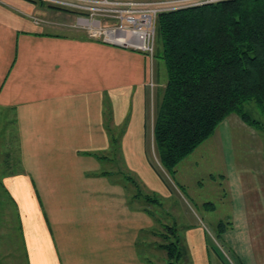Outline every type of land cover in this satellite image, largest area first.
I'll return each instance as SVG.
<instances>
[{
	"label": "crops",
	"instance_id": "obj_1",
	"mask_svg": "<svg viewBox=\"0 0 264 264\" xmlns=\"http://www.w3.org/2000/svg\"><path fill=\"white\" fill-rule=\"evenodd\" d=\"M76 18L45 4L0 0V119H8V162L20 166L2 182L17 205L29 264H169L160 245L177 237L162 236L164 223L179 233L177 264H264L261 181L244 182L250 169L241 170L225 146L245 124L232 114L215 133L228 179L219 197L226 211L213 220L220 208L207 207L215 204L208 196L193 202L159 161L154 122L165 63L90 39ZM112 137L120 138L116 148ZM125 169L152 197L186 211L182 235L175 218L170 223L150 206L134 205L139 199L101 175ZM155 203L162 213L171 209ZM198 207L209 212L206 220Z\"/></svg>",
	"mask_w": 264,
	"mask_h": 264
},
{
	"label": "trees",
	"instance_id": "obj_2",
	"mask_svg": "<svg viewBox=\"0 0 264 264\" xmlns=\"http://www.w3.org/2000/svg\"><path fill=\"white\" fill-rule=\"evenodd\" d=\"M156 45L153 58L165 63L167 85L155 117L154 143L168 175H175L179 164L232 114L263 129L244 107L253 102L264 112V0H222L163 12L157 20ZM111 142L116 148L120 138L112 137ZM96 156L100 160L109 157ZM14 171L10 174L18 172ZM101 175L119 176L136 185L123 171ZM1 187L7 191L3 182ZM205 205L214 207L213 203ZM168 230L177 238L160 248L167 252L169 264H177L181 259L177 230Z\"/></svg>",
	"mask_w": 264,
	"mask_h": 264
},
{
	"label": "rangeland",
	"instance_id": "obj_3",
	"mask_svg": "<svg viewBox=\"0 0 264 264\" xmlns=\"http://www.w3.org/2000/svg\"><path fill=\"white\" fill-rule=\"evenodd\" d=\"M155 60H158L161 63L160 59L155 58ZM163 63L162 65H164ZM160 105L157 111H159L161 107ZM244 110L254 119L258 120L262 124L261 127L263 129H256L255 127L248 125L237 114H234L239 117L240 121L244 123L246 127L244 126L240 131H236V129L232 130L231 140L230 142L225 141V146L230 144V151L232 152L233 160L236 164H241V170L250 169V172L247 173L248 176L243 174L244 182L259 179V182L261 181V194L264 195V112H262L253 102L246 104ZM239 132H243L242 136H238ZM225 136L228 138L227 135ZM217 139L218 138L214 134L209 140L200 145L188 158L179 164L176 168L175 175L170 176L165 171L167 175L176 182L180 190L187 193L191 198H194L195 201L193 202L199 203V201H205L206 196H208V199H211L215 203L214 205L220 208V211L211 215L213 220H216L219 215L226 211V206L220 204L221 201L219 200V197L223 196V191L225 189H220V182L225 181L226 183L228 179L227 171L221 161L222 158L218 148ZM213 145L216 146L214 150ZM9 147H11V145L8 143V119L5 117L0 119V264H29L17 206L7 191L1 187L2 181L7 172H10L11 170L13 171V169L18 171L20 168L17 160H15V164L14 160L11 163L8 162ZM150 152L152 155L151 158L156 164L153 154L154 152L152 150H150ZM12 154L16 158L19 157L18 152H13ZM227 154L228 152H225V156ZM253 163H255L253 168L248 167V165L253 166ZM127 171V169L123 170V172ZM130 177L133 176L131 175ZM164 177L168 181V186L175 191L176 188L173 186L172 181L165 174ZM133 178L136 181V185L124 181L122 178H119V176H114L111 180L117 182V184H121L126 189L128 198L137 195V199L139 200H136L134 205L144 208L150 206L147 208H151V211L154 214H157L159 218L164 216L165 220H169L170 223L171 220L173 221V218H175L182 235L184 228L182 227V224H187L189 222L186 221V211L180 210L175 212L171 200L163 199L156 195L152 197L151 193L147 192L148 190L146 189V186L143 185L136 176ZM200 195H202V198ZM145 196L149 198L151 197L152 199H158V203L160 202L161 206L163 203L165 205L168 204L169 207L171 206V209L168 210L167 207H164L167 213H162V207L160 208L155 202L149 203V201L145 199ZM195 197L197 199H195ZM129 201L131 202L132 200L129 199ZM173 202L178 204L177 199H174ZM193 206L195 208V205ZM194 210L196 211V209ZM194 210L192 209V212ZM197 210L206 220L209 212L203 210V207H198ZM161 222L164 223L163 221ZM168 227L169 225L165 223L162 226L166 234H168ZM168 235L170 236V234ZM181 250L182 249H180V251ZM163 253L164 255L166 254L165 252Z\"/></svg>",
	"mask_w": 264,
	"mask_h": 264
},
{
	"label": "built area",
	"instance_id": "obj_4",
	"mask_svg": "<svg viewBox=\"0 0 264 264\" xmlns=\"http://www.w3.org/2000/svg\"><path fill=\"white\" fill-rule=\"evenodd\" d=\"M59 10L75 11L76 24L88 37L151 58L161 13L222 0H38ZM36 23L42 20L35 18Z\"/></svg>",
	"mask_w": 264,
	"mask_h": 264
},
{
	"label": "bare ground",
	"instance_id": "obj_5",
	"mask_svg": "<svg viewBox=\"0 0 264 264\" xmlns=\"http://www.w3.org/2000/svg\"><path fill=\"white\" fill-rule=\"evenodd\" d=\"M46 5V4H45ZM48 6V5H47ZM50 7V6H49ZM59 10V9H58ZM60 11V10H59Z\"/></svg>",
	"mask_w": 264,
	"mask_h": 264
},
{
	"label": "clouds",
	"instance_id": "obj_6",
	"mask_svg": "<svg viewBox=\"0 0 264 264\" xmlns=\"http://www.w3.org/2000/svg\"><path fill=\"white\" fill-rule=\"evenodd\" d=\"M62 11V10H61Z\"/></svg>",
	"mask_w": 264,
	"mask_h": 264
}]
</instances>
